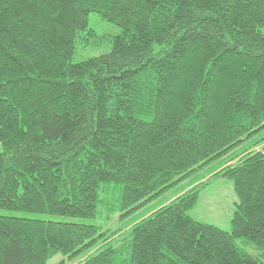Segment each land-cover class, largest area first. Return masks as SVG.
I'll use <instances>...</instances> for the list:
<instances>
[{"label":"trees","instance_id":"16d2710c","mask_svg":"<svg viewBox=\"0 0 264 264\" xmlns=\"http://www.w3.org/2000/svg\"><path fill=\"white\" fill-rule=\"evenodd\" d=\"M92 13L120 34L74 63ZM262 29L264 0H0V211L28 216L0 215V264H264ZM220 162L126 229L52 220H127ZM215 178L229 232L189 213Z\"/></svg>","mask_w":264,"mask_h":264},{"label":"rangeland","instance_id":"374dc122","mask_svg":"<svg viewBox=\"0 0 264 264\" xmlns=\"http://www.w3.org/2000/svg\"><path fill=\"white\" fill-rule=\"evenodd\" d=\"M89 32L92 34L90 35ZM264 34V29L261 31ZM120 34V29L115 25L106 22L100 15L92 13L88 17V26L85 36L80 39L76 45L73 62L79 63L90 58H95L106 54L111 49V40ZM223 162L215 164L207 170L197 173L192 176L185 183L167 192L159 199L146 205L142 210L136 213L129 219H120L119 214H116L111 219H107L105 214L98 215L93 220H76L71 218H52L53 221L61 223L80 222L95 225L102 229V231H120L126 229L131 224L139 221L146 215L152 213L162 205L171 201L178 193L184 192L189 189L192 184H198L209 179V174L218 169ZM238 203L237 196L234 192L233 184L226 178L210 179V183L205 187L199 196L197 205L189 212L190 215L198 222L212 225L223 231H230V220L235 210V205ZM2 216H16L27 217L20 213H13L7 211H0ZM32 217V216H31ZM33 218H35L33 216ZM39 219H49L46 217H38ZM50 220V219H49ZM85 256L80 257L73 263L76 264L83 261ZM61 260V257L54 258L50 264H56ZM66 264V263H65ZM69 264V263H67Z\"/></svg>","mask_w":264,"mask_h":264}]
</instances>
